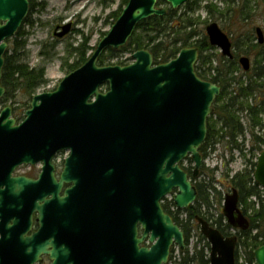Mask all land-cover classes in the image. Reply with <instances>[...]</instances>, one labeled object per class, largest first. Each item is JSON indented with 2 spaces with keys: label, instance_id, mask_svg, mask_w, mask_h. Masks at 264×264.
Wrapping results in <instances>:
<instances>
[{
  "label": "water",
  "instance_id": "1",
  "mask_svg": "<svg viewBox=\"0 0 264 264\" xmlns=\"http://www.w3.org/2000/svg\"><path fill=\"white\" fill-rule=\"evenodd\" d=\"M166 1L177 10L190 0ZM157 3L129 0L89 60L68 74L55 91L35 95L23 122L12 117L11 106L2 109L0 264L39 261L54 247L42 243L43 237L51 235L47 228L58 225L60 218L92 233L107 234L120 228L126 233L132 264H168L173 246L186 249L184 232L165 212L162 201L174 190L178 209H188L197 200L198 191L181 163L191 157L193 177L198 176L203 164L200 149L221 87L196 73L197 47L183 48L175 59L159 65L149 50L136 52L134 62L127 66L98 64L109 48L126 46L142 21L168 13ZM29 12V0H0V101L6 94L2 85L5 41L17 34ZM71 28V24L58 26L54 35L62 39ZM256 32L263 44L262 29ZM206 34L213 47L234 57L232 42L217 23L209 24ZM240 64L246 72L251 69L248 57L241 58ZM105 85L107 90L102 91ZM63 150L71 154L61 179H75L74 187L63 198L61 184L50 200L46 187L35 195L31 190L54 180L53 161ZM39 163L43 171L37 181L13 175L22 165ZM254 180L264 189V152L258 158ZM56 205L69 209L60 216ZM35 213L40 230L28 236ZM223 213L231 226L243 231L249 228L239 209L237 190L226 196ZM197 220L211 244V264H235L237 238H226L203 218ZM138 225L143 233L140 239ZM146 243L150 246L140 248ZM254 256L257 264H264V245Z\"/></svg>",
  "mask_w": 264,
  "mask_h": 264
},
{
  "label": "trees",
  "instance_id": "2",
  "mask_svg": "<svg viewBox=\"0 0 264 264\" xmlns=\"http://www.w3.org/2000/svg\"><path fill=\"white\" fill-rule=\"evenodd\" d=\"M29 1L32 14L37 7L41 5L44 7V4L37 3V0ZM128 1L124 0V7L127 6ZM158 6H168L166 16H154L141 22L128 44L119 51L108 49L101 56L99 64L101 66L113 65L111 61L119 57L120 54L126 51L136 52L139 50H150L154 55L155 64L167 63L176 58L183 48L198 47L200 58L196 65L197 74L202 79L217 84L222 88V93L214 104V113L208 119L207 139L200 149L204 159L209 154L207 150L209 148L215 150L216 144L221 142L225 143L224 150H228L231 156L234 150L245 153V143H241L239 140L240 138L245 140L247 132L252 137L250 152L254 155L256 149L262 150L260 148L264 145V136L258 135L256 129L259 126H263L261 115H264V44L256 42L253 34H246L244 35L245 37L239 38L234 44L236 49L234 59L231 60L222 56L220 64L214 67V56L207 53L214 50L215 47L209 43L208 37L204 35L202 39L192 44L191 40L199 34L192 27L191 20L185 19L184 14L179 15V10H173L166 0H159ZM199 7V2L196 0L190 1L185 5V8L192 13L197 12ZM212 7L208 5L207 9ZM28 24L34 25V22L30 19ZM75 32L81 35L80 32ZM24 35L25 32L22 33L21 31L18 33L14 45L10 47V56L8 54L5 56L2 85L7 93L0 101V105L8 102L11 99V95L19 90L32 97L47 84L46 70L44 68L32 69L27 63L21 61L20 54L25 50L26 41L19 40V38L22 39ZM82 39L83 41L79 47H71L70 49L71 56L74 55L76 58L74 63L69 65V71H74L86 63L89 59V52L94 50V48L89 46L90 36L83 37L82 35ZM242 51H245L247 55H253L255 58L253 71L243 74L246 77V81H242L241 77L238 79V76L235 75L236 71H240L238 60ZM118 65H126V62H120ZM252 98H254L253 102ZM240 112L246 113V126L241 121ZM188 161L190 164L192 163L191 159ZM255 166L256 164L254 163L252 170H245L235 176L227 173L225 176L230 188L232 187L239 191L241 203L246 205V214L249 212L248 199L252 196L261 197L260 186L258 183H254L253 179ZM182 167L186 171L188 170V167L183 164ZM216 171L217 168L204 172L203 168V173L207 175L208 179L197 183L198 200L196 204H203L210 208L212 197L218 201L223 200V193L216 186L218 183ZM164 208L166 212L170 213L168 207L164 206ZM187 212L190 216L188 223L181 224L177 219L175 220L184 230L186 237L189 238L192 230L191 226L195 225L197 229L199 228L196 222L195 224L192 223L196 216L201 215L205 219L207 218L206 214H201L195 206L190 207ZM222 218L223 216L221 215V220ZM251 219V230L259 226L258 235L251 237V230H249L242 235L244 239L242 237L240 239V244L246 248L249 264L254 262V251L264 245V238L263 241L260 240V237H264V202L261 203L260 209L254 211V217H251ZM257 222H259V225H257ZM201 240L206 239L201 236ZM175 264H209V262L205 250H202L195 251L192 255L187 253L181 261L175 262Z\"/></svg>",
  "mask_w": 264,
  "mask_h": 264
},
{
  "label": "rangeland",
  "instance_id": "3",
  "mask_svg": "<svg viewBox=\"0 0 264 264\" xmlns=\"http://www.w3.org/2000/svg\"><path fill=\"white\" fill-rule=\"evenodd\" d=\"M196 1L199 2L200 7L195 13L189 11L185 6L178 9L179 15L184 14L185 19H190L193 24L192 27L199 34L191 40L192 44L202 39L204 35L206 36V27L212 23H217L233 43L239 38L245 37L244 35L246 34H253L256 42H258L257 28H261L264 33V0ZM37 3L44 4V7L41 5L36 8L31 16L34 25L27 24L24 29V37L22 39L19 38V40L26 41L25 50L20 54L21 61L27 63L32 69L44 68L46 70L47 84L39 89L35 95L54 91L59 83L72 72L69 71V65L74 63L76 57L74 55L71 56L70 49L71 47H79L83 41L82 35L83 37L90 36L89 46L96 49L98 43L108 34L122 14L120 12L121 8H123L122 10L125 8L123 6L124 0H37ZM208 5L213 7L207 9ZM167 7L162 6L161 8L166 9ZM70 23H73L75 30L80 32L81 35L72 33L62 39L54 36L57 26H65V24ZM14 39H10V47L14 45ZM242 48L245 49L244 46ZM234 51L236 49L232 52L234 53ZM136 52L126 51L113 59L111 63L114 65L120 62H126V65L131 64L134 62L133 55ZM90 54L91 52H89L88 57H90ZM207 54L214 56V67L220 64V59L223 55L219 48H215ZM243 57L250 58L251 69L248 72H252L255 67V58L253 55L245 54V51L240 52V58ZM239 66L240 71H236L235 75L238 76V79L241 77L242 81H246V77L243 75L246 71L240 64ZM105 89L106 87L103 88V90ZM33 96L26 95L22 90L17 91L11 95V99L8 102L0 105V113L3 108L11 106L13 118L18 119L20 122L23 121L26 112L31 106ZM251 100L253 102L254 98ZM240 118L243 123H246L245 112H240ZM240 141H244L245 147L251 149V137L249 135L246 136L245 140L241 138ZM224 149L225 143L221 142L216 145L215 150L209 152L204 163V172L218 168L216 171V179L218 180L216 186L223 194H228L232 192V187L230 188V185L225 180L226 174L229 173L234 176L237 173L244 172L249 167V159L252 158V153L241 154L238 150H234L231 156L229 151ZM192 165L194 166V162ZM184 166L190 167L191 164L186 161ZM35 168L33 167L31 171H34ZM36 169L39 170V167ZM22 171L25 173L30 172L28 168H23ZM206 179H208L207 175L204 174L203 177L196 178L195 181L203 182ZM262 196H264L263 192ZM168 198L169 200L165 201L167 205L172 203V196ZM213 200L214 198L212 197L211 201ZM260 203V200L256 197L249 199L248 214L251 217H254V211L259 209ZM216 207L214 205L213 211L219 212ZM194 234L195 232L193 236H195ZM252 234H256V231L254 230ZM197 237L195 236L191 240L192 246H195L198 242ZM200 245L202 246L203 243H200ZM173 255L177 260L180 258L181 255L178 248H175ZM244 260V253L240 251V263L243 264Z\"/></svg>",
  "mask_w": 264,
  "mask_h": 264
},
{
  "label": "flooded vegetation",
  "instance_id": "4",
  "mask_svg": "<svg viewBox=\"0 0 264 264\" xmlns=\"http://www.w3.org/2000/svg\"><path fill=\"white\" fill-rule=\"evenodd\" d=\"M29 3H30V1H29ZM157 6H158V3H157ZM31 16H32V12L30 9L29 15L24 20V23H23L22 27L19 29L18 33L21 31H22V33L24 32L25 26L29 23ZM70 24L72 25L70 34H72V33L75 34L76 33L75 31H77V30H75L73 23H70ZM59 27H62V25H60ZM59 31H62V29L60 28ZM17 37H18V35L15 36L14 38L16 39ZM5 42L8 45L5 56H6V54H8L10 56V37L8 39H6ZM234 44L235 43L232 42L233 50L235 49ZM5 56H4V58H5ZM233 56H234V53H233ZM232 59H234V57L231 58V60ZM239 60H240V58H239ZM251 147H252V143H251ZM244 148H246V147H244ZM215 149H216V146H215ZM207 151L209 153L213 150H212V148H209ZM225 151H227V150H225ZM245 152H247V154L248 153L250 154V149H246ZM69 154H70V151L63 150L56 155V157L54 158V164H53L54 165L53 174L55 176L54 180H47L38 188L31 190L35 195L44 191L43 188L46 187L47 188L46 190L49 191V195L47 198H48V200H50L53 198L52 193L56 192V190H57V185L61 184V185H63V187H62L60 196L63 198L65 196V192L74 187V184L76 183L75 179H70V180H62L61 179V173H62L63 168H64L65 160L67 159ZM251 155H252V158L249 159V167L246 168V170H252L253 164L254 163L256 164L254 171H253V179H254V174H255L257 162H258V156H254L253 154H251ZM202 157H203V155H202ZM205 160L206 159H204V157H203V162H205ZM192 164H193V161L191 163V166L188 167V170L186 171L184 169V171L188 174L189 181L192 182V185L194 187H196V189H197V183H200V182H197L195 180H196V178H200L201 176L203 177V175H204V173H203L204 164H202V167L200 168L199 174L196 178L193 177L195 167ZM33 167H36V168L39 167V170H37L35 168L34 171H31V169ZM23 168H28L30 170V172H27V173L23 172L22 171ZM42 171H43V164H38V165H34V166H25V167L19 168L15 172L14 176H26L32 180L37 181V180H39V177H40ZM53 183H55V185H53ZM254 183H257V182L254 180ZM233 190H237V189L231 188L232 192H233ZM260 190H261V192H260L261 197H257V198L260 200L261 203H263L264 202V196H262V192L264 193V190L262 189L261 186H260ZM197 191H198V189H197ZM232 192L228 193V194H232ZM228 194H225V196L223 195L224 198L222 201H218V200L214 199L213 202H211L210 208H207L206 205H203V204H201V205L196 204V203L194 204V206L196 208H198V210L201 212V214H206L207 219H205L201 215L196 216L195 220H193L192 223L195 224V222H196L199 225V228L197 229L195 227V225L191 226L193 232L191 230L189 238L186 237L184 230L180 227V225H178V223L175 220V219H177V221L181 224H186L189 222V218H190L189 213L185 210H178L174 204L173 199L171 200L172 203L169 205L164 203V206L168 207L170 210V213H168V214L173 218L175 224H177L180 227V229L184 232V235H185L186 249L184 250V252H182V250H180L181 256L178 260L175 259V256L173 255L174 250H175L174 249L170 255L171 264H175V262L181 261V259L187 253L192 255V254H194L195 251H202V250H205L206 255H207V260H208L209 264H211V244L209 243V241L206 239V237L203 235V233L201 231L200 224L197 220L198 217L206 220L210 224L211 227L220 231L226 238L236 237L238 242H237L236 251H235V264H242V263H240V251L244 253V257H245L243 264H249L248 256L246 254V248H244L243 245L240 244V239L244 233L251 230L252 219H251L249 214L245 213L246 205H245V203H243V204L241 203V196L239 194V191H238L239 209L249 223V228L247 230L243 231L239 228H235V227L231 226L228 223V221H227V219L223 213V210H218L219 212L213 211L214 205H216L217 207L219 205V208L222 207V205L225 202L226 196ZM250 198H253V197H250ZM249 199H248V201H249ZM38 202H40V201L38 200ZM40 203L42 204V202H40ZM261 203L259 205L260 207H261ZM72 206H71V208H72ZM217 207H216V209H217ZM260 207H259V209H260ZM56 208H57L56 211L60 216L63 215L64 211L69 209V208L60 207L59 205H56ZM221 215L223 216L222 220H221ZM37 216H38V214L35 213L34 214V223H33L32 229L28 233V236H31L33 233H37L40 230V227L36 221ZM56 224H58V225H56L54 227L47 228V231L51 232V235H44L43 242H42L44 244L45 243L54 244V247H49V249H48L49 252L42 254L40 257V260L35 262L34 264H132V260L130 259V257L132 256L131 255L132 253L130 250L127 249V242L128 241H127L126 233L123 230H121L120 228L112 230V233L103 234L102 232L92 233L87 229L80 230L79 227L78 228L73 227L72 221H64L61 218H60V222L57 221ZM257 225H259V222H257ZM219 228L222 230H220ZM254 230L256 231V234L253 235L252 232ZM194 232H195L194 235L196 237H197V235L201 234V236H203L206 240H201V238L198 239V237H197L198 242L195 244V246H192V244L190 242L193 239V237H195V236H193ZM258 233H259V226L255 227L254 229L251 230V237L257 236ZM142 234L143 233H142L141 227H140V225H138L137 239H140ZM260 238H261L260 240L263 241L264 237H260ZM0 239H1V234H0ZM242 239H244V238L242 237ZM200 243H203V245L201 246ZM139 246H140V248H143L144 246L149 247L150 245L148 243H146V244H140ZM53 251H55L54 255L51 254V252H53ZM252 264H257L256 260H255V256H254V262Z\"/></svg>",
  "mask_w": 264,
  "mask_h": 264
}]
</instances>
